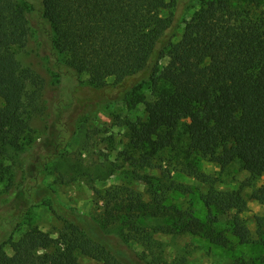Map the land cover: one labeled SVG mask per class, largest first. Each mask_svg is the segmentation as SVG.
Here are the masks:
<instances>
[{
  "label": "trees",
  "instance_id": "1",
  "mask_svg": "<svg viewBox=\"0 0 264 264\" xmlns=\"http://www.w3.org/2000/svg\"><path fill=\"white\" fill-rule=\"evenodd\" d=\"M178 4L179 0H0V187H16L13 166L5 162L23 150L31 120L42 108L44 80L24 67L15 52L27 46L32 21L48 36L52 66L63 82L53 103L58 128L53 149L31 165L26 176L33 183L25 188L30 202L48 205L63 228L57 238L28 228L15 239L31 208L12 211L0 219V250L9 251L0 252V264H80V257L97 264H162L156 235L200 236L223 248L232 247L233 240L243 246L258 243L262 253L236 257L234 264H264V219H257L259 240L254 242L241 217L247 209L242 192L217 190L215 180L200 170L205 160L222 170L238 163L252 179L264 177V0H201L185 21L181 38L172 42L174 14L164 13L175 11ZM163 56L169 63L161 68ZM83 75L99 98L135 96V104L144 103L138 90L149 86L153 100L146 103L147 118L128 123L124 154L145 167L170 155L183 171L200 178L209 186L202 196L204 220L193 210L168 203L162 186L148 176L149 201L132 189L97 193L103 209L99 220L57 201L45 183L49 166L57 165L72 141L82 113L78 110L95 104L77 97ZM253 197L264 203V187ZM228 213L232 217L223 228L220 217ZM151 219L165 223L148 228L145 224ZM116 224L125 228L123 238L141 242L148 254L141 257L122 247L107 232Z\"/></svg>",
  "mask_w": 264,
  "mask_h": 264
},
{
  "label": "rangeland",
  "instance_id": "2",
  "mask_svg": "<svg viewBox=\"0 0 264 264\" xmlns=\"http://www.w3.org/2000/svg\"><path fill=\"white\" fill-rule=\"evenodd\" d=\"M201 0H179L177 9L167 10L164 15L174 14V25L170 40L177 42L183 33L185 21L191 19L199 8ZM234 1V0H233ZM237 1V0H235ZM50 30L49 26L46 27ZM15 52L24 67L31 68L44 80L42 108L31 120V129L23 141V150L7 158L6 166H13L16 187L11 190L7 185L0 188V219L8 216L12 211L31 208L30 215L21 231L15 235L19 239L28 228L39 230L57 238L63 228V221L58 218L43 202H30L25 188L33 182L27 177L31 165L40 155L53 149V137L58 128L53 122L54 98L57 92L63 90L62 77L54 67L53 53L50 51L48 36L40 28L38 22L32 21L31 33L25 48H15ZM65 60L64 57H62ZM169 63L163 56L160 60L161 68ZM82 89L77 94L80 101L95 104L78 110L80 115L76 118L74 137L67 146L57 165H50L51 174L45 183L54 191V197L64 207L79 211L99 220L103 212L102 203L97 193L118 188L132 189L141 193L146 201L152 197L147 192L145 178L153 177L157 184L162 186L168 203L183 210H193L197 216L205 218L206 210L202 203V196L207 194L209 186L202 180L175 164L172 156H165L163 160L155 162L152 167L141 166L128 159L124 152L129 144L128 123L137 120L145 121L146 103L153 100L149 86L144 84L138 93L144 95V103H136L135 96L128 99H113L114 97H100L90 88L88 76H81ZM113 79L108 81L112 85ZM99 98V100H98ZM134 101V103H133ZM0 101V107L2 106ZM136 167V168H135ZM201 173L215 180V187L221 192L241 191L247 202V209L241 214L252 233L254 242H258L257 219H264V203L253 197L264 187V177L252 179L238 163L222 170L221 167L210 161H201ZM169 190V191H168ZM18 191V194H14ZM232 213L222 215L220 224L226 227ZM164 220H148V228L159 227ZM120 224L108 227L107 232L114 235L120 245L134 255L143 257L148 254L141 242L123 238L127 233ZM154 241L162 251V264H234L236 257L257 256L262 253L258 243L253 245H239L233 240L230 248L216 246L207 239L193 235H156ZM9 252L1 249L0 252ZM151 261V258L147 259ZM80 264H97L90 258L80 257Z\"/></svg>",
  "mask_w": 264,
  "mask_h": 264
}]
</instances>
